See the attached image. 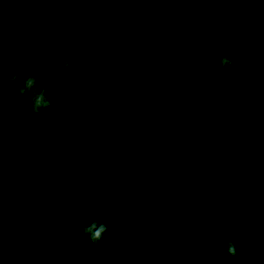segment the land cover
Masks as SVG:
<instances>
[{"label": "trees", "instance_id": "trees-1", "mask_svg": "<svg viewBox=\"0 0 264 264\" xmlns=\"http://www.w3.org/2000/svg\"><path fill=\"white\" fill-rule=\"evenodd\" d=\"M219 2L229 9L235 4H245L256 11L257 0ZM91 5L90 0H0V264H161L156 255L155 237L170 220L178 226L187 225L194 229L203 237L201 243L206 245L204 248L208 250L209 258L221 261L224 259L218 251L221 242L218 244L217 235L212 241L200 231L198 214L180 219L170 213L138 214L115 206L112 221H105L108 199L85 172L71 112L73 74L61 67L65 59L71 58L75 62L81 25ZM197 6L198 9L203 7L201 0ZM135 8L113 9L117 13L118 32L125 15ZM241 11L242 8L238 12L234 9L233 14L238 15ZM213 18L208 13L200 16L206 28L214 23ZM245 20L242 14L235 21L241 27ZM262 34L259 32L260 37L244 61L246 66L239 84L234 71L236 63H240V49L235 47L236 40L231 39L235 46H229L231 42L227 40L222 54L232 63L219 73L222 76L219 80V75L213 73L218 96L202 114L196 134L186 147L182 145L177 152L170 153L172 150H169L159 156L153 144L120 139L114 142L111 138L113 152L119 162L132 172L157 181L177 179L193 169L200 156L218 142L252 84L257 86V91L251 92L245 109L252 112L250 110L256 106L264 114V102H253L254 95L261 94L264 98ZM206 49L207 44L201 52L206 53ZM205 67L202 69L207 70ZM15 73L22 77L35 76L37 89H47L52 108L33 115L31 94L20 100L16 86L8 84V76ZM204 74H200L202 80ZM20 83L22 81H17ZM234 87L237 94L233 95L234 105L230 106L224 103L223 97L225 91L233 92ZM110 102H113L111 97ZM252 116L254 121L264 120L253 113ZM263 183L264 160L247 176L240 189L251 184L257 191ZM233 193L206 209L204 230L215 217L213 214L218 210V204ZM262 196L264 198V194ZM15 203H19L23 210L35 211L46 221L49 218V225H39L43 237L38 242L22 244L15 237L11 240L12 235H1L9 211L19 215L14 210ZM93 219L108 226L99 244L85 240L81 231L82 226ZM215 231L223 233V236L238 235L230 230H221L219 226ZM260 240L261 249L253 252L254 261L251 262L238 257L236 245L243 242L235 243L231 238L225 240L224 254H228L230 243L236 249L234 256L228 254L230 261L227 264H237L238 259L241 264H264V234Z\"/></svg>", "mask_w": 264, "mask_h": 264}, {"label": "rangeland", "instance_id": "rangeland-1", "mask_svg": "<svg viewBox=\"0 0 264 264\" xmlns=\"http://www.w3.org/2000/svg\"><path fill=\"white\" fill-rule=\"evenodd\" d=\"M201 1L203 7L198 9L199 0H149L123 18L116 40L110 95L113 102H110L108 115L114 142L120 139L150 143L159 156L169 150H172L170 153L177 152L182 145L186 147L196 134L202 114L218 96L213 73L219 75V80L222 77L219 73L226 70V66L221 67V60L226 57L222 52L227 40L232 43L229 46L236 45L231 39L238 42L235 47L240 49V63H236L234 72L237 84L241 82L246 66L244 61L260 37L259 32L263 33L264 42V0H257L256 11L245 4H235L229 9L228 6L222 7L220 0ZM93 8L95 14L99 12V8L91 5L85 12L84 21L92 18L90 10ZM233 8L235 12L240 8L242 11L234 15ZM202 13L215 17L209 28L200 20ZM242 14L247 20L240 27L235 20ZM115 23H118L117 16ZM206 44V53H202ZM206 61L208 63L204 64ZM203 66L208 69L203 70ZM202 73H205L203 80L200 78ZM235 93V87L233 92L225 91L224 103L233 106L231 99ZM250 111L264 118L256 106ZM235 115L230 123L235 121L239 127L248 124L245 121L242 124L240 120L244 111L238 113L236 119ZM260 121L264 122L257 120ZM262 160L264 155L259 165ZM261 186L256 191L251 184L243 185L232 192V196L218 204L211 228L209 225L204 230L212 241L218 236V244L221 242L218 251L224 259L209 258L208 250L204 248L206 245L201 243V235L187 225L178 226L170 220L155 237L160 263L227 264L230 259L223 249L224 241L230 238L235 243L243 242L236 245L241 260L254 261L252 254L261 249L260 238L264 234V183ZM218 226L238 235L218 234L215 231ZM241 260L238 259L237 264H241Z\"/></svg>", "mask_w": 264, "mask_h": 264}, {"label": "water", "instance_id": "water-1", "mask_svg": "<svg viewBox=\"0 0 264 264\" xmlns=\"http://www.w3.org/2000/svg\"><path fill=\"white\" fill-rule=\"evenodd\" d=\"M148 1L104 0L98 3L99 12L95 14L103 17V22L90 18L81 25L71 90V112L80 141L81 157L85 172L108 199L106 222L112 221L115 206L138 214L170 213L178 218L198 214L199 229L207 234L204 231L206 209L239 188L259 165L264 155V122L252 120L240 127L235 121L229 122L218 142L200 156L196 166L170 181L141 176L119 162L113 152L108 120L118 35V23H115L117 13L113 9L128 10ZM104 11L112 12V15L104 14ZM108 17H111L110 21H107ZM85 58L88 67L81 69ZM244 103L239 106L236 115L244 111ZM14 210L21 211L19 203H15ZM9 229L30 237L34 234V224L19 216L10 220ZM38 231L41 236V228Z\"/></svg>", "mask_w": 264, "mask_h": 264}, {"label": "clouds", "instance_id": "clouds-1", "mask_svg": "<svg viewBox=\"0 0 264 264\" xmlns=\"http://www.w3.org/2000/svg\"><path fill=\"white\" fill-rule=\"evenodd\" d=\"M93 4L103 3L104 0H90ZM96 9L93 8L90 10V16L96 18L103 22V17L95 16ZM2 58V56H0ZM232 63L231 59L224 57L221 60V67L228 66ZM62 69L70 74H74L75 67L73 60L71 58L65 59L61 65ZM88 67L87 58L84 59L83 63L80 65L81 69H86ZM47 73V69L45 70ZM2 72V68H0ZM51 79H55L51 77ZM17 81H22V83L17 84ZM8 84L10 86H16V92L18 93L19 99L22 100L26 94H31V113L33 115L39 114L41 110H50L52 108V101L47 97V89H37V78L35 76H21L20 73L11 74L8 76ZM0 88H2V83H0ZM60 101L58 100V103ZM73 103L78 104L80 102L73 101ZM184 219V218H183ZM205 227V226H204ZM107 224L99 221L98 219H93L90 223L85 226H82L81 231L84 234V239L92 242L93 244H99L104 237V234L107 232ZM1 232H4L3 230ZM228 254L234 256L236 254L235 245L230 243L228 245Z\"/></svg>", "mask_w": 264, "mask_h": 264}, {"label": "flooded vegetation", "instance_id": "flooded-vegetation-1", "mask_svg": "<svg viewBox=\"0 0 264 264\" xmlns=\"http://www.w3.org/2000/svg\"><path fill=\"white\" fill-rule=\"evenodd\" d=\"M95 6H98L99 4H94ZM252 91H257V86L255 84H252L251 85V89H249V91L246 93V97L243 99V102H247L249 97H250V94ZM254 99H253V102H264V98L261 97V94H258V95H254ZM252 113L253 112H247L246 109H244V115H242V118L240 119L241 120V123L244 124V121L245 122H250L253 120V116H252ZM258 119V118H256ZM250 120V121H249ZM26 210V208H25ZM23 210L21 209V212H19V215H17L16 213L14 212H10L8 214V217L6 218V222L3 224L4 226V234L5 235H12L11 237H15V239L17 240H20V243L22 244H26V243H30V241H36L38 242L40 240V238L43 237L42 233V229H41V236L39 235V228H41L39 225L40 224H43V225H49L50 222H49V218L48 220L46 221V219L44 218H41L39 217L38 215H36L35 211L33 212H29L28 210ZM14 216H19L20 218H22L24 221L28 222V223H33L34 224V234L32 237H29L28 235L26 234H23V233H14L12 231H9V224H10V220L14 217ZM49 222V223H48ZM6 228V229H5ZM12 232V234H11Z\"/></svg>", "mask_w": 264, "mask_h": 264}, {"label": "bare ground", "instance_id": "bare-ground-1", "mask_svg": "<svg viewBox=\"0 0 264 264\" xmlns=\"http://www.w3.org/2000/svg\"><path fill=\"white\" fill-rule=\"evenodd\" d=\"M103 13H104V14H109V13H108V12H106V11H104ZM110 18H111V17H108V20H109Z\"/></svg>", "mask_w": 264, "mask_h": 264}]
</instances>
